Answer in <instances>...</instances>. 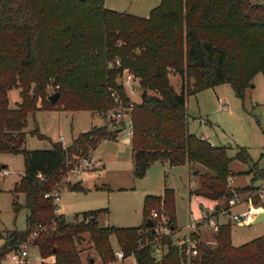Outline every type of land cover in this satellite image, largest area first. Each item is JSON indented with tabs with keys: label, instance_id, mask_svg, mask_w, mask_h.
I'll return each mask as SVG.
<instances>
[{
	"label": "trees",
	"instance_id": "trees-1",
	"mask_svg": "<svg viewBox=\"0 0 264 264\" xmlns=\"http://www.w3.org/2000/svg\"><path fill=\"white\" fill-rule=\"evenodd\" d=\"M126 68L146 91L131 112L135 176L142 178L157 161L171 166L195 162L206 167L197 194L223 199L226 208L236 195H252L256 206L262 204L256 191L264 169L247 147L237 145L232 157L227 145H212L191 132L186 102L189 94L223 83L244 100L256 74L264 75V2L161 0L148 16H141L109 8L104 0H0V153L24 156V173L11 190L25 194L24 203H14L16 211L28 210L25 229L0 230V261L18 249L34 227L54 220L57 227L35 239L47 259L42 264H91V259L83 262L78 248L85 233L103 264L116 259L113 235L124 258L134 254L136 264H187L172 235L162 239L165 250L157 254L150 242L157 234L146 222L153 210L164 206L176 228L174 188L147 194L143 224L127 227L102 223L107 208L84 210L75 215L76 222L67 221L45 197L63 180L75 156L116 138L123 127L112 130L105 121L78 133L68 145L55 141L47 149L25 147L28 116L37 110H88L105 120L116 106L110 88L128 103L131 97L122 78ZM170 71L182 78L180 91ZM49 83L52 93L58 92L55 102L49 98ZM15 88L21 98L12 104L9 92ZM32 133L44 137L38 128ZM235 158L249 164L246 173L253 175L248 185L229 184V177L241 173L230 167ZM4 167L1 162L0 171ZM231 230L229 219L215 231V244L199 241V264H264V234L236 246Z\"/></svg>",
	"mask_w": 264,
	"mask_h": 264
},
{
	"label": "rangeland",
	"instance_id": "rangeland-1",
	"mask_svg": "<svg viewBox=\"0 0 264 264\" xmlns=\"http://www.w3.org/2000/svg\"><path fill=\"white\" fill-rule=\"evenodd\" d=\"M161 0H105V6L127 11L134 15L147 16L150 10ZM264 2V0H257ZM169 77L177 91L181 90L182 78L176 72L170 71ZM135 91L128 88V93L134 102H140L143 88L139 80L134 81ZM52 93V86H49ZM245 98L241 100L228 83L217 85L215 88L202 89L195 94L187 96V123L189 130L202 138L208 139L214 145H227L228 153L234 157L237 145L248 148L252 159L264 168V75L256 74L252 85L245 89ZM11 103L19 100V89L9 92ZM222 98L225 102H220ZM122 120L112 121V130L122 128L117 138L104 139L91 154L95 166L92 170L66 174L64 182L57 185L61 198L58 205L65 214L66 220L76 222L75 214L84 210H96L107 208L109 214L101 215L104 224L117 223L121 226H137L143 223L142 210L144 197L147 194L158 195L164 192L165 187L174 188L176 202V223L173 238L188 232L187 225L198 219L205 211H212L214 200L197 194L194 190L199 187L200 173L206 171V167L195 162L171 166L167 162L157 161L150 165L147 173L142 178H137L133 172L134 156L132 154V140L129 133L130 125ZM93 124H105L103 116L88 110H37L35 114L28 116L25 127L27 132L25 147L28 149H47L53 146L59 136L65 145L72 143L78 133L92 128ZM38 128L44 137L32 133ZM6 164L8 173L0 175V230L25 229L27 226L26 207L16 211L14 203H24L25 194L14 193L15 183L20 180L25 169V159L22 153H0V163ZM96 164H103L99 174L94 173ZM234 171L248 170L249 164L233 159L231 163ZM236 184L247 182L246 174L235 175ZM87 190H70L66 188V182H79ZM262 199V198H261ZM221 205L226 202L217 200ZM245 206L230 207L231 212L242 211ZM225 207V206H224ZM261 209L262 205H255ZM166 215L165 208L155 209ZM231 218L229 211H224L219 221H228ZM251 222V221H250ZM215 229L207 228L201 236V241L215 244L213 238ZM232 243L239 245L264 234V221L249 223L246 221H232ZM78 248L84 263L96 258L95 264H102L99 253L89 243V235L84 234ZM114 248L118 245L116 237L112 236ZM3 242L0 241V245ZM37 251L34 246L31 249ZM119 250V249H118ZM0 264H13L11 254H7ZM113 264H122L114 261Z\"/></svg>",
	"mask_w": 264,
	"mask_h": 264
},
{
	"label": "built area",
	"instance_id": "built-area-1",
	"mask_svg": "<svg viewBox=\"0 0 264 264\" xmlns=\"http://www.w3.org/2000/svg\"><path fill=\"white\" fill-rule=\"evenodd\" d=\"M116 63L120 64L119 59H116ZM123 83L126 85L127 89L129 88L131 91H135L134 78L133 73L127 68L123 70ZM52 84L49 83L48 86ZM110 94L113 98L116 106L109 110L106 114L105 121L107 124H111L112 121H126L128 125H130L129 133L132 136L134 133V126L132 125L131 112L135 105V102L131 99L128 103L123 104L122 98L120 94L117 93L116 90L110 88ZM221 102H225L222 98H220ZM57 141L62 142V136H59ZM63 143V142H62ZM213 145V143H212ZM94 150L90 148L88 153L80 154L79 156H75L72 159V165L67 170V174L69 173H77L79 174L85 170H92L95 166L93 162V158L91 154ZM9 171L6 167L2 168L0 171V175H5ZM229 184L233 183V177L228 178ZM259 187L256 193L262 198L264 197V179L258 182ZM58 185V184H57ZM57 185L53 188V190L48 191L45 194V197L51 198L53 203L56 205L55 213L61 214V209L58 205V202L61 198L60 189H58ZM246 202L248 204L247 208L242 211H236V213L231 212L230 207L236 206V204ZM228 208L224 207L221 210L215 211H205L203 215H201L198 219L190 222L187 225L188 232L184 235L178 236L174 239V244H176L179 248H181L184 256L187 258V264H199L198 255H199V241L201 240L200 234L202 230H206L207 228H213L215 230L218 229L220 225L218 214L224 210L229 211L232 221H246L250 222L254 218L255 214L258 212V209L255 208V203L252 200V195L248 196L246 199H243L240 195H236L235 197L229 199ZM151 218L154 220V231L157 234L156 238L150 240L151 244L155 247L157 254H161L165 249V245L162 242V239L167 235H172L174 237L175 228L172 229V225H170L169 218L167 215H164L160 211H152ZM57 221H52L49 224L40 223L37 227H34L28 235L27 240H25L18 249L10 252L13 264H42L47 261L40 252H33L32 247L36 246L35 239L39 235L41 231L48 230L49 228H56ZM37 247V246H36ZM124 253L122 250H116V259H123Z\"/></svg>",
	"mask_w": 264,
	"mask_h": 264
},
{
	"label": "crops",
	"instance_id": "crops-1",
	"mask_svg": "<svg viewBox=\"0 0 264 264\" xmlns=\"http://www.w3.org/2000/svg\"><path fill=\"white\" fill-rule=\"evenodd\" d=\"M105 1V0H104ZM149 14V13H148ZM148 16V15H147ZM221 102V101H220ZM222 103V102H221ZM98 125V124H97ZM93 127V126H92ZM122 131V130H121ZM121 131H119L118 133H117V136H118V134H120V132ZM117 136H116V138H117ZM131 140V139H130ZM214 145V144H213ZM96 148V147H95ZM237 151V150H236ZM161 162H166V161H161ZM242 162V161H241ZM168 163V162H167ZM154 164V163H153ZM6 165V164H5ZM104 165L103 164H96V170L94 171V173H96V174H99L100 172H101V170H102V167H103ZM258 166H259V164H258ZM231 167V166H230ZM260 167V166H259ZM7 168V167H6ZM260 168H262V167H260ZM231 169H232V167H231ZM262 169H264V168H262ZM234 170V169H233ZM249 170V169H248ZM246 171L247 170H241V171H239V172H241L240 174H246L247 176H248V180H247V182H245V183H243V184H236V185H234L233 183L235 182V177L236 176H233V183L231 184V185H233L234 187H236V186H245V185H248V183L250 182V180H251V177H252V173L251 174H249V173H246ZM236 175V174H235ZM62 183L64 182V180H62L61 181ZM60 182V183H61ZM66 188L67 189H70V190H76V191H80V190H87V188H85L83 185H82V181L81 180H79V182H70V181H67L66 182ZM197 189V188H196ZM242 197L244 196V195H241ZM262 208H263V210H261V209H258V212L255 214V216H254V218L257 216V214L259 213V212H261V211H264V197H262ZM214 207H213V210L212 211H215V210H221V209H223L224 208V206L226 205H221V202L220 203H218L216 200H214ZM236 205H238V206H245L244 205V203H239V204H236ZM234 207H236V206H234ZM224 212V210H222L219 214H218V216L220 217V215H221V213H223ZM64 214V213H63ZM77 214V213H76ZM75 214V215H76ZM107 214H109V211H108V213ZM103 215V214H102ZM254 218L252 219V221L254 220ZM64 219L66 220V216H65V214H64ZM68 221V220H67ZM252 221L251 222H249V223H252ZM264 220H262V221H259V222H263ZM71 222V221H70ZM143 222H144V218H143ZM221 222H226V220H221ZM254 222V221H253ZM117 224V223H116ZM143 224V223H142ZM142 224H140V225H142ZM140 225H137V226H140ZM119 226H121V225H119ZM127 226H130V225H127ZM127 226H123V227H127ZM176 227H177V223H176ZM205 230H202L201 231V234H200V237L201 236H203V234L205 233L204 232ZM202 238V237H201ZM99 260H100V262L102 263V261H101V257H100V255H99ZM97 261V259L96 258H91V260H90V263L91 264H95V262ZM114 261H121L122 262V264H136V258H135V255L134 254H130V255H128V257H125V258H123V259H114L113 260V262ZM113 262H111V263H108V264H113ZM103 264V263H102Z\"/></svg>",
	"mask_w": 264,
	"mask_h": 264
},
{
	"label": "water",
	"instance_id": "water-1",
	"mask_svg": "<svg viewBox=\"0 0 264 264\" xmlns=\"http://www.w3.org/2000/svg\"><path fill=\"white\" fill-rule=\"evenodd\" d=\"M142 93H143L142 96L144 97L146 95V91L144 90ZM49 96H50L49 98L51 99L52 102H55L58 99V97H59L58 96V92L52 93ZM262 220H264V211L259 212L257 214V216L254 218L253 221L254 222H259V221H262ZM146 222H147V225L151 226L152 230L154 231V228H153L154 220H153V218L149 217ZM172 229H174L173 225H172Z\"/></svg>",
	"mask_w": 264,
	"mask_h": 264
}]
</instances>
